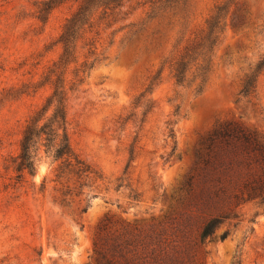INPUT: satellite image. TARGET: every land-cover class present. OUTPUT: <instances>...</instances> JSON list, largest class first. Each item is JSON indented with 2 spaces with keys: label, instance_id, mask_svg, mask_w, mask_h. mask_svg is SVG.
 <instances>
[{
  "label": "rangeland",
  "instance_id": "1",
  "mask_svg": "<svg viewBox=\"0 0 264 264\" xmlns=\"http://www.w3.org/2000/svg\"><path fill=\"white\" fill-rule=\"evenodd\" d=\"M33 1L0 0V264H95L98 228L106 218L117 229L163 221L180 210L181 188L193 174L196 153L219 126L238 124L264 141V69L255 92L240 95L246 76L264 58V0H237L245 3L251 21L234 28L228 23L210 82L199 96L194 87L176 85L168 67L151 84L175 42L174 30L153 37L148 53L146 43L119 50L120 35L111 48L107 40L106 59L68 103L71 146L97 173L81 182L58 179L60 162L52 164L44 154L36 176L18 180L9 168L27 121L52 93L43 79L62 54L59 38L81 2L62 3L43 24L34 18ZM222 1L187 0L183 44L205 29ZM129 7L127 23L145 18L147 7ZM120 118L126 119L122 127L116 125ZM168 122L175 140L165 137ZM174 141L177 151L169 157ZM182 211L183 220L190 218L192 230H199L203 217ZM235 213L239 217L227 220L200 248L199 264H264V210L245 202Z\"/></svg>",
  "mask_w": 264,
  "mask_h": 264
},
{
  "label": "trees",
  "instance_id": "2",
  "mask_svg": "<svg viewBox=\"0 0 264 264\" xmlns=\"http://www.w3.org/2000/svg\"><path fill=\"white\" fill-rule=\"evenodd\" d=\"M66 1L31 2L34 18L46 24L52 11ZM131 3L137 4L138 8H148L142 21L127 23L131 14L127 8ZM189 15L187 0H81L59 38L62 54L48 68L43 79V85H49L52 93L44 106L27 121L20 152L9 165L18 174L17 179L22 180L25 174L36 176L44 156L52 164L60 162L56 170L58 179L73 176L81 182L97 176L92 166L71 146L68 103L89 73L106 59L104 46L107 40H110L111 48L120 35L119 50L135 41L146 43L144 51L148 53L153 37L160 39L165 36L166 29L174 30L175 42L163 57L151 84L168 67L176 85L194 87L195 96L203 94L213 73L215 49L228 23L233 28L243 27L250 23L251 14L245 3L224 0L206 21L205 29L183 44ZM153 22L155 28L149 33L147 25ZM263 69L264 58L246 76L240 95L248 97L255 92ZM122 120L116 121V125L122 127L126 119L123 123ZM166 125V139L175 140L174 126L170 122ZM176 151L174 141L168 156L172 157ZM133 153L134 147L130 150V154ZM181 192L180 210L163 221L124 223L114 229L113 223L106 218L98 228L95 264H199L200 248L227 220L239 217L235 209L241 203L255 202L264 210V141L238 124H222L197 151L193 174L183 184ZM181 209L192 211L194 219L203 217L199 230H192L190 218L183 220L185 213ZM227 234L225 232L222 239Z\"/></svg>",
  "mask_w": 264,
  "mask_h": 264
}]
</instances>
